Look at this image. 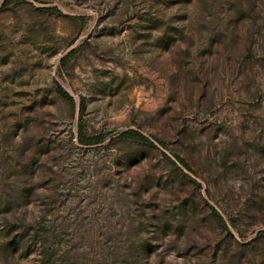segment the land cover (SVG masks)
Wrapping results in <instances>:
<instances>
[{
	"label": "rangeland",
	"instance_id": "1",
	"mask_svg": "<svg viewBox=\"0 0 264 264\" xmlns=\"http://www.w3.org/2000/svg\"><path fill=\"white\" fill-rule=\"evenodd\" d=\"M0 264H264V0H0Z\"/></svg>",
	"mask_w": 264,
	"mask_h": 264
},
{
	"label": "trees",
	"instance_id": "2",
	"mask_svg": "<svg viewBox=\"0 0 264 264\" xmlns=\"http://www.w3.org/2000/svg\"><path fill=\"white\" fill-rule=\"evenodd\" d=\"M125 134L128 136H136V134L134 132H126Z\"/></svg>",
	"mask_w": 264,
	"mask_h": 264
}]
</instances>
